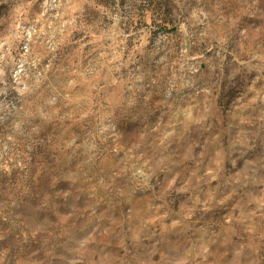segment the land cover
Listing matches in <instances>:
<instances>
[{"label": "rangeland", "instance_id": "rangeland-1", "mask_svg": "<svg viewBox=\"0 0 264 264\" xmlns=\"http://www.w3.org/2000/svg\"><path fill=\"white\" fill-rule=\"evenodd\" d=\"M0 264H264V0H0Z\"/></svg>", "mask_w": 264, "mask_h": 264}]
</instances>
